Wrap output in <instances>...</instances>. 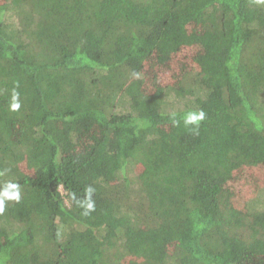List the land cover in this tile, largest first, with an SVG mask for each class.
<instances>
[{
    "label": "trees",
    "instance_id": "1",
    "mask_svg": "<svg viewBox=\"0 0 264 264\" xmlns=\"http://www.w3.org/2000/svg\"><path fill=\"white\" fill-rule=\"evenodd\" d=\"M244 166L264 170V0L0 5V264H249Z\"/></svg>",
    "mask_w": 264,
    "mask_h": 264
},
{
    "label": "rangeland",
    "instance_id": "2",
    "mask_svg": "<svg viewBox=\"0 0 264 264\" xmlns=\"http://www.w3.org/2000/svg\"><path fill=\"white\" fill-rule=\"evenodd\" d=\"M4 2L5 0H0V5ZM187 63L188 61L186 58L182 55H178L165 61L152 59L148 62L147 69L149 70V75H155L154 79L157 78L156 80H160L161 82H172L181 77L183 71L188 67ZM180 104L181 103L176 104L175 107L180 106ZM255 171L257 170H252L244 166L235 171L232 176L227 179L225 185L236 204L243 206L249 198L257 194L260 186L258 182L262 181L264 170L260 169L259 172ZM60 190L62 192V188H60ZM247 260L249 264H264V257H249Z\"/></svg>",
    "mask_w": 264,
    "mask_h": 264
}]
</instances>
